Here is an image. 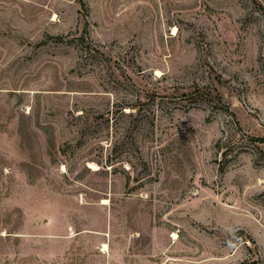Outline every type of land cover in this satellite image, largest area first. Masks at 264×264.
Instances as JSON below:
<instances>
[{
	"label": "rangeland",
	"instance_id": "1",
	"mask_svg": "<svg viewBox=\"0 0 264 264\" xmlns=\"http://www.w3.org/2000/svg\"><path fill=\"white\" fill-rule=\"evenodd\" d=\"M0 264H264V0H0Z\"/></svg>",
	"mask_w": 264,
	"mask_h": 264
},
{
	"label": "bare ground",
	"instance_id": "2",
	"mask_svg": "<svg viewBox=\"0 0 264 264\" xmlns=\"http://www.w3.org/2000/svg\"><path fill=\"white\" fill-rule=\"evenodd\" d=\"M175 31V30H174ZM104 203H108V200H104ZM176 234V233H175ZM176 236V235H175ZM105 248H107V244L104 245Z\"/></svg>",
	"mask_w": 264,
	"mask_h": 264
}]
</instances>
